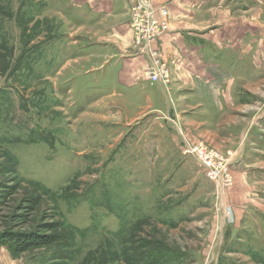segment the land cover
<instances>
[{"label":"rangeland","instance_id":"1","mask_svg":"<svg viewBox=\"0 0 264 264\" xmlns=\"http://www.w3.org/2000/svg\"><path fill=\"white\" fill-rule=\"evenodd\" d=\"M163 1L169 29L178 3L208 43L199 81L175 90L192 103L145 109L155 89L90 71L58 0H0V264H264V0ZM187 143L226 176L210 181Z\"/></svg>","mask_w":264,"mask_h":264},{"label":"crops","instance_id":"2","mask_svg":"<svg viewBox=\"0 0 264 264\" xmlns=\"http://www.w3.org/2000/svg\"><path fill=\"white\" fill-rule=\"evenodd\" d=\"M162 2L164 5L163 0H152L154 5H162ZM177 4L171 3L168 5L172 16L170 29L158 43V51L167 63L168 74L171 79L170 89L172 95H168L164 84L160 82L151 83L145 77L146 67L149 65L150 60L146 55L137 54L133 48L132 32L128 25L129 5L127 0H58L57 2V6L60 8L62 6L68 8L67 13L70 15L72 13L71 19L77 22L75 27L81 33L78 38L80 41H86L87 44L79 45L77 48L80 50L85 49V55H89L90 71L109 64L111 70L116 73L115 81L117 85L129 89L138 86L144 88L145 85H149L155 89L152 90L151 94L144 90L140 93L139 96H142V99L146 102L145 109L152 106L158 108L162 103H165V107L168 108L169 100L174 102V105L177 99L184 100L186 104L193 101L188 99L189 96L194 95L192 92L183 90L178 93L175 90L179 86H193L199 81L193 75L199 62L200 56L198 55L203 52L201 49L208 43V39L206 35L198 34L197 30H201L202 27H197L198 25L194 19L191 21V17H193L191 13H185L186 21H177L176 15L181 14L177 9ZM84 59L78 57L74 60L78 62V60ZM172 86H175V89ZM115 96L116 92L113 91L109 97L94 104L113 102L116 100ZM125 100L131 103L130 97ZM198 107H200L198 103L189 105L191 112ZM180 114L177 113V116ZM194 114L191 113V116L194 117ZM187 115L186 117H188ZM203 124V122L191 123L192 128L187 127V134L191 135L195 127L198 129V126ZM219 143L221 142H215L218 148L221 145Z\"/></svg>","mask_w":264,"mask_h":264},{"label":"built area","instance_id":"3","mask_svg":"<svg viewBox=\"0 0 264 264\" xmlns=\"http://www.w3.org/2000/svg\"><path fill=\"white\" fill-rule=\"evenodd\" d=\"M130 1V28L133 31L135 48L148 56L150 63L146 67L145 77L151 83H167L168 74L164 63L158 57V51L154 48L157 41L169 30L168 13L165 8L155 9L149 0ZM184 154L192 156L204 169H207L206 177L210 181L218 180L226 176V165L214 164L218 156L206 149L202 144L190 146L185 144Z\"/></svg>","mask_w":264,"mask_h":264},{"label":"trees","instance_id":"4","mask_svg":"<svg viewBox=\"0 0 264 264\" xmlns=\"http://www.w3.org/2000/svg\"><path fill=\"white\" fill-rule=\"evenodd\" d=\"M24 237H29V238H31L29 242H34V243H36V239L34 240V235L31 234V235H27V236H24ZM45 238L48 239V237H45ZM22 240H23V241H19V244H20L21 246H23V249H21V250H25V248H26L27 246H29L30 243H29V242L27 243V242L25 241V239H22ZM31 240H33V241H31ZM37 240H38V239H37ZM19 244H18V246H20ZM27 244H28V245H27ZM25 246H26V247H25ZM24 247H25V248H24Z\"/></svg>","mask_w":264,"mask_h":264}]
</instances>
